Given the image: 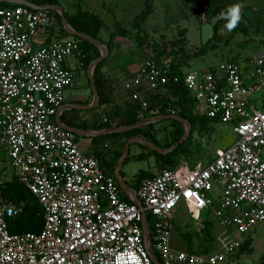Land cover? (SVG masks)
<instances>
[{
  "label": "built area",
  "instance_id": "obj_1",
  "mask_svg": "<svg viewBox=\"0 0 264 264\" xmlns=\"http://www.w3.org/2000/svg\"><path fill=\"white\" fill-rule=\"evenodd\" d=\"M51 21L48 10L0 6V162L15 169L44 212L40 231L10 233L6 218L24 204L3 197L0 177V264L221 263L225 252L171 246L173 211L183 203L195 223L213 213L238 234L264 222V53L199 71L181 66L180 74L171 58L143 57L122 80L126 101L145 105L181 81L195 110L230 123L236 139L203 166L159 168L132 194L56 123L82 54L74 37L50 34ZM257 95L260 109L249 101ZM237 246L231 242L227 251Z\"/></svg>",
  "mask_w": 264,
  "mask_h": 264
},
{
  "label": "rangeland",
  "instance_id": "obj_2",
  "mask_svg": "<svg viewBox=\"0 0 264 264\" xmlns=\"http://www.w3.org/2000/svg\"><path fill=\"white\" fill-rule=\"evenodd\" d=\"M57 1L66 14L85 10L98 15L103 21L98 40L105 45L109 43V54L100 71L112 90L110 99L94 110H82L75 117L77 122L85 124L92 132L102 130L95 127L99 126L103 118L114 123L117 116L134 113L143 119L140 122L145 125L142 126L152 125L147 128V135L160 145L165 144L174 128L172 121L158 120L163 117L156 113V109H148V101L145 105L126 101V94L120 87L121 80L137 68L144 56L164 50L160 55L172 59L173 53L176 54L183 70L199 71L214 67L222 61L241 62L264 53V0H152L151 13L141 23L147 45L141 46L136 43L138 31L132 22L143 11L145 0ZM234 4L240 6L241 19L235 29L228 31L225 28L227 21L220 14ZM215 23L216 35L211 38ZM117 28L126 29V35H119ZM209 38L211 40L207 51L193 56ZM95 46L100 53L103 52L102 47ZM168 52L173 53L168 55ZM67 65L76 68L77 62L70 60ZM64 95L68 102H92L93 92L82 62L77 69V84L67 87ZM260 99L262 95L249 97L250 102H257L258 109L262 108ZM138 104L139 107L136 108L135 105ZM168 112L170 114L165 116L176 115L178 111L170 106ZM189 134V141L179 153L176 164L184 162L191 168L205 165L236 139L232 125L221 122H208L203 127H195L193 132L190 128ZM78 144L82 151L89 146L94 147L104 160L103 169L106 171L109 167H114L115 163L117 166L125 145V136L99 137L94 140V144L88 137H78ZM143 145L136 142L129 146L128 158L120 169L129 186L138 171L155 172L160 168L161 161L158 156L151 155L143 159L135 157L141 153ZM14 173L15 169L11 165L0 162V177L3 180H9ZM215 188L220 192V185H215ZM200 218L195 223L188 208L179 203L173 211L171 246L181 250L195 249L201 251L200 253L225 252V258L219 264H259L264 254V222L257 223L247 233L238 234L219 225L213 213H202ZM231 242L238 246L227 251Z\"/></svg>",
  "mask_w": 264,
  "mask_h": 264
},
{
  "label": "trees",
  "instance_id": "obj_3",
  "mask_svg": "<svg viewBox=\"0 0 264 264\" xmlns=\"http://www.w3.org/2000/svg\"><path fill=\"white\" fill-rule=\"evenodd\" d=\"M29 1L37 5L58 4L57 0H29ZM12 5L15 4L0 2V6H12ZM151 10H152V0H145L143 11L140 12L132 22L133 26L138 31V34L135 37L137 45L141 46L145 44L147 41L146 34L141 27V23L148 17V15L151 13ZM48 11L52 19L51 25L49 26L50 34L57 33L60 36L74 37L78 41L79 49L82 54V56L80 57V61L82 62L84 68L87 69L89 62L99 56L100 51L98 50V48L95 46V44H93L88 40L79 38L77 36L69 35L64 30L61 24L60 14L54 10H48ZM64 15L70 27H72L75 31L84 32L86 34H89L95 39H99L98 32L102 27L103 21L98 15L85 10H78L73 14L64 13ZM117 31L119 35H123V36L126 35L127 33L126 29L124 28H117ZM216 31H217V24L215 23L213 24V34L211 38L215 37ZM211 38H209V40H207V42L197 52L193 53V56H197L198 54H202L205 51H207ZM106 45L109 50V43H107ZM161 53H164V50L158 51L157 54L144 56V57L160 58ZM172 53L173 52H168V55ZM183 58L184 55L181 59L183 60ZM104 60L99 62L95 66L93 71V78L99 94V105L97 107H100L102 103L107 102L110 99V95L112 94V90L109 88V85L107 84L106 80L103 78L102 72L100 71L101 65L103 64ZM172 62H173L172 65L173 72L180 74L181 62L180 60L176 59V54L174 53H173ZM148 102H149L148 109L150 110L156 109L157 110L156 113L161 117L170 114L168 112V107L172 106L173 108H176L178 111L176 116L190 123L191 132L194 131L195 127H203L208 122H217L216 120L210 119L206 117L204 114H201L195 110V102L188 95L187 90L185 89L181 81L167 83L166 85L163 86V89L160 92L152 93L148 97ZM139 104L135 105V107L136 108L139 107ZM81 111L82 110L74 109L72 110V115L70 116V118L65 119V117H62V120L69 126H73L81 129H87L85 124L77 122L75 120V117ZM142 120L143 119H140L134 113L131 114L129 113V114L117 116L114 123H110L107 120V118H103L101 119L99 126L95 128L112 129L123 125L135 124ZM169 120L172 121L174 128L170 132L168 139L163 145H160L154 138L149 137L147 135V128L151 127L152 126L151 124L133 128L131 130L124 131L122 133L98 135L97 137L99 138L104 136L111 137L114 135H124L126 141L129 137L144 136L146 139L160 146L161 148H169L172 145H174L176 142H178V140L183 136L185 132V125L181 121H178L176 119H169ZM188 141L189 138L187 137L175 149H173L171 152H168L166 154H160L157 151L151 150L147 146L143 145V150L141 151L140 154H137L135 157L137 159H143L146 156L155 155L158 156V158L161 161L160 168L162 167L174 168L177 165L176 162L179 153L181 152L182 148L185 146V144H187ZM127 158L128 156L126 157V159ZM152 175L153 172H149L146 170L138 171L135 177L133 178V185L135 187H138L140 181L143 178L151 177ZM120 176L123 177L121 171H120ZM2 195L7 200H11L15 202L22 201L24 204L22 211L17 216L6 218L7 228L10 233L40 231L44 221L43 208L39 203L38 199L23 184H21L18 181L15 173L10 177L9 180H3ZM124 198L128 200L127 197ZM148 220H149V216H148ZM188 250L201 252L195 249H188ZM259 264H264V254L261 256Z\"/></svg>",
  "mask_w": 264,
  "mask_h": 264
},
{
  "label": "water",
  "instance_id": "obj_4",
  "mask_svg": "<svg viewBox=\"0 0 264 264\" xmlns=\"http://www.w3.org/2000/svg\"><path fill=\"white\" fill-rule=\"evenodd\" d=\"M0 2H7V3H14V4H18V3L19 4H25V5L33 8V9H36V10H38V9L54 10L60 14L61 24H62L64 30L69 35H73V36H77L79 38H83V39L88 40V41L92 42L93 44L103 48V52L101 51V53L99 54L98 57L91 60L87 66V69H86V73H87V76L89 79L90 87H91V90L93 92L92 102L89 104H82V103L68 104L69 108L77 109V110H91V109L96 108L98 106V103H99V94H98V89L96 87V84H95V81L93 78V71H94L95 66L99 62H101L102 60H104L108 57L109 51H108L107 46L104 43H102L100 40L93 38L89 34H86L84 32L75 31L72 27H70V25L67 22L65 15H64V10H63L62 6L59 4L37 5V4L30 2L29 0H0ZM164 118L165 119H176L178 121L183 122L186 125L185 132H184L183 136L178 140V142H176L174 145H172L169 148H161L160 146L154 144L153 142H151V141H149L143 137H140V138L129 137L127 139L125 145H124V149H123L122 155L119 159V162L114 169V175H115V177H116L121 188H125L126 184L120 178L119 173H120V169L122 168V165H123L126 157L128 156L129 146L131 143L139 142V143L144 144L145 146H147L151 150L157 151L160 154H166L168 152H171L173 149H175L180 143H182L188 137V135L190 133V128H191L190 123L188 121H184L182 118H180L176 115H169V116H165ZM161 119L162 118H158V120H161ZM152 120H154V119H152ZM56 123L58 125H60L61 127H63L64 129L75 133L77 136H93V135H97L100 133L116 134V133H122L124 131L131 130L133 128H137V127H140L142 125H145V123L138 122L135 124L123 125V126H119L116 128L103 130L101 132H90V131L85 130V129L66 125V124L61 122L60 117H58V116H56ZM143 226L145 227L144 221H143ZM153 263L154 264H160L156 259H153Z\"/></svg>",
  "mask_w": 264,
  "mask_h": 264
},
{
  "label": "crops",
  "instance_id": "obj_5",
  "mask_svg": "<svg viewBox=\"0 0 264 264\" xmlns=\"http://www.w3.org/2000/svg\"><path fill=\"white\" fill-rule=\"evenodd\" d=\"M134 71V70H133ZM132 71V72H133ZM130 74V73H129ZM128 74V75H129ZM127 75V76H128ZM126 76V77H127ZM124 79V78H123ZM77 84V83H76ZM75 84V85H76ZM120 87L122 88V80H121V83H120ZM127 95V94H126ZM125 98V97H124ZM86 101H84V102H82V101H72V102H68V101H65L64 100V104H63V107H62V109H61V112H60V114H58L57 116L58 117H60V120H61V122L62 123H64V124H66L63 120H62V117H65V119H68V118H70V116L72 115V110H74V109H72V108H69V105L68 104H74V103H82V104H87V103H85ZM89 104V103H88ZM97 108V107H96ZM95 109V108H94ZM94 109H91V110H94ZM77 110V109H76ZM84 111H86V110H84ZM87 111H89V110H87ZM162 119H165L164 117L162 118ZM161 119V120H162ZM183 123V122H182ZM184 124V123H183ZM67 125V124H66ZM85 130H88V129H85ZM103 130H107V129H102V130H100V131H95V132H101V131H103ZM88 131H90V130H88ZM90 132H92V131H90ZM98 135H105V134H103V133H100V134H97V135H93V136H77V142H78V137H88L90 140H91V143L92 144H94V140L95 139H98ZM127 141V140H126ZM126 141H125V143H126ZM132 144V143H131ZM130 144V145H131ZM124 149V148H123ZM84 153H88V154H94L95 156H97L100 160H101V162H102V166L104 165V160L99 156V154L96 152V150H95V148L94 147H92V146H89L88 148H86V150L85 151H83ZM116 164V163H115ZM114 164V167L113 166H111V167H109V170H104L107 174H110V175H113L114 177H115V175H114V169H115V165ZM179 164V163H178ZM177 164V165H178ZM105 166V165H104ZM103 166V167H104ZM158 170V169H157ZM156 170V171H157ZM155 171V172H156ZM155 172H153V174L155 173ZM119 175H120V173H119ZM116 178V177H115ZM120 178L123 180V182L126 184V187L125 188H122V189H124V190H128L129 192H132V194H134L135 193V190L137 189V187H135L134 185H133V183H132V185H127V182H125L126 180L124 179V177H121L120 176ZM124 197H127L128 198V196H127V194H125L124 193Z\"/></svg>",
  "mask_w": 264,
  "mask_h": 264
},
{
  "label": "clouds",
  "instance_id": "obj_6",
  "mask_svg": "<svg viewBox=\"0 0 264 264\" xmlns=\"http://www.w3.org/2000/svg\"><path fill=\"white\" fill-rule=\"evenodd\" d=\"M220 16L222 19L227 21V23L225 24V28L228 31H232L237 27L241 19L239 4H234L227 7V9L222 12Z\"/></svg>",
  "mask_w": 264,
  "mask_h": 264
},
{
  "label": "flooded vegetation",
  "instance_id": "obj_7",
  "mask_svg": "<svg viewBox=\"0 0 264 264\" xmlns=\"http://www.w3.org/2000/svg\"><path fill=\"white\" fill-rule=\"evenodd\" d=\"M47 5H50V4H47ZM79 68V67H78ZM134 138H138V136H133Z\"/></svg>",
  "mask_w": 264,
  "mask_h": 264
}]
</instances>
